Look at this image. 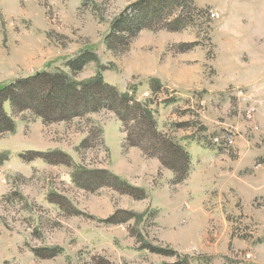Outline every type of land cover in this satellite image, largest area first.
Segmentation results:
<instances>
[{
    "label": "rangeland",
    "instance_id": "374dc122",
    "mask_svg": "<svg viewBox=\"0 0 264 264\" xmlns=\"http://www.w3.org/2000/svg\"><path fill=\"white\" fill-rule=\"evenodd\" d=\"M142 1L0 0V89L134 111L2 100L0 264H264V0Z\"/></svg>",
    "mask_w": 264,
    "mask_h": 264
},
{
    "label": "trees",
    "instance_id": "16d2710c",
    "mask_svg": "<svg viewBox=\"0 0 264 264\" xmlns=\"http://www.w3.org/2000/svg\"><path fill=\"white\" fill-rule=\"evenodd\" d=\"M151 1L152 0H143L141 4L146 5ZM145 12L147 13L148 11L146 10ZM83 59L85 58H79L77 61ZM80 89L81 88L75 83L73 86H65L58 76H49L45 74H39L33 79L19 81L11 86L0 89V132H9L14 129L13 121L3 112L2 100L4 99L5 101H11L16 108L19 107V103H25V100H27L30 104L23 107V110L31 109V107H33L32 105L38 104V109H41L40 111L38 110V114L40 116L42 115V117L44 116L41 112L43 109H47V111L56 109L62 113L75 111L77 110L74 103L75 101L83 102V106L86 107L92 104H101L103 109L108 107L112 110H117L121 104H124L126 111L130 112V114L134 112L126 105L131 101L129 97L127 95H120L114 88L104 84L101 78L84 84L83 91ZM125 101H127V103ZM137 106L139 107L140 105L137 104ZM149 114V111L144 112L143 116L145 117V121L146 119L150 120ZM121 119L125 121L124 117H121ZM161 147L166 157L169 159L173 155H178L174 154L173 150L178 152L181 150L165 142L161 144Z\"/></svg>",
    "mask_w": 264,
    "mask_h": 264
}]
</instances>
